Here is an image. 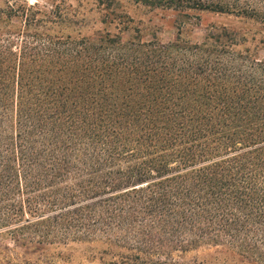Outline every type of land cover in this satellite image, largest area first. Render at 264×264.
I'll list each match as a JSON object with an SVG mask.
<instances>
[{
  "label": "trees",
  "instance_id": "obj_1",
  "mask_svg": "<svg viewBox=\"0 0 264 264\" xmlns=\"http://www.w3.org/2000/svg\"><path fill=\"white\" fill-rule=\"evenodd\" d=\"M130 1L176 11L174 38ZM94 2L92 35L67 0L0 7V264H69L61 245L104 237L117 264L205 246L264 264V0ZM200 12L254 30L195 41Z\"/></svg>",
  "mask_w": 264,
  "mask_h": 264
},
{
  "label": "rangeland",
  "instance_id": "obj_2",
  "mask_svg": "<svg viewBox=\"0 0 264 264\" xmlns=\"http://www.w3.org/2000/svg\"><path fill=\"white\" fill-rule=\"evenodd\" d=\"M13 1L0 0V7H6L8 2ZM25 1L29 4L37 3L41 6H50L53 2V0ZM67 4L71 5L81 18L85 16V27L82 29L83 34L92 35L96 30H102V24L99 22L97 6L94 0H67ZM126 4L128 13L139 22V25L144 28L147 34L155 32L163 41L174 38L179 26L178 23L181 20V16L176 11L136 5L131 1ZM199 15L200 19H197L196 16L191 17L190 22H193V26L187 24L184 27L185 32L191 28L189 33L195 41L203 39L205 26L215 20H222L223 23L238 29L249 26L242 21L224 16L218 17L208 12H200ZM196 22L200 23L196 24ZM246 29L254 30V28ZM261 55L264 56V50H261ZM10 246L12 247V245ZM60 249L64 252L65 256H69V264H117L114 263V260L119 259V254L115 253L105 237L97 240L70 241L67 244L61 245ZM229 252H226L220 246H205L187 252L183 255V259L186 261H202L203 264H254L243 260L239 255Z\"/></svg>",
  "mask_w": 264,
  "mask_h": 264
}]
</instances>
